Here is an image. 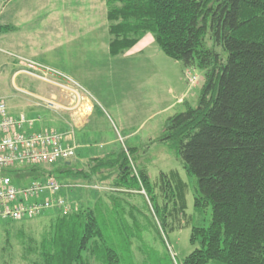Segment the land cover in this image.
<instances>
[{
  "label": "trees",
  "instance_id": "16d2710c",
  "mask_svg": "<svg viewBox=\"0 0 264 264\" xmlns=\"http://www.w3.org/2000/svg\"><path fill=\"white\" fill-rule=\"evenodd\" d=\"M107 6L112 54L152 33L168 56L205 71L197 106L171 116L162 137L197 177L195 209L212 207L209 225L193 227L197 247L182 264H264V0H107ZM12 29L0 25V33ZM94 160V174L117 169L118 189L145 191L164 231L170 216L184 213L187 184L177 171L161 173L162 205L149 172H134L127 151ZM61 163L8 173L16 182L73 173L70 161ZM112 201L115 210L107 213L94 207L59 212L34 264H132L125 255L133 235ZM109 224L117 232L110 233ZM153 264L173 262L167 255Z\"/></svg>",
  "mask_w": 264,
  "mask_h": 264
},
{
  "label": "rangeland",
  "instance_id": "374dc122",
  "mask_svg": "<svg viewBox=\"0 0 264 264\" xmlns=\"http://www.w3.org/2000/svg\"><path fill=\"white\" fill-rule=\"evenodd\" d=\"M19 3H32V6L27 8L18 37L24 41L25 34L33 32L35 59L46 68L35 70L34 74L15 75L21 68L16 65L20 56L10 52L17 51L15 35L0 37V100L6 102L13 116H25L27 121H33L32 125L27 124L29 131L62 129L65 124L75 131L80 147L70 160L73 173L65 175L56 170L71 207L68 214L88 207L107 213L115 210L112 201L115 199L124 211L125 228L133 235L130 251L125 255L127 261L153 264L170 255L173 264H182L197 247L191 242L193 227L209 225L212 207L208 206L203 212L195 209L197 177L187 173L183 161L162 137L171 116L184 111L187 104L197 106L205 71L198 67L186 68L182 62L168 56L156 41L135 55L110 56L108 24L95 25L94 29L80 25L83 17L94 14L97 21H101V0H19ZM97 4L99 7L95 10ZM32 10L33 14L29 13ZM91 50L102 54L94 59ZM29 51L24 48L23 53ZM188 72L195 79L192 86ZM54 81L78 90L93 103L92 112L82 118L80 126L75 124L70 111L59 106L66 102L76 104L75 93L65 91ZM75 108L83 112L78 106ZM125 151L134 172L142 168L149 172L160 204L165 202L161 190L162 172L177 171L186 182L187 207L184 213H175L176 218L170 216V225L165 231L153 215L144 190L118 189L116 168L107 167L99 174L92 172L91 166L98 161L95 158H113ZM45 167L53 170L60 165ZM79 170L83 174L78 173ZM14 183L22 186L28 181ZM59 212L65 213L62 209L50 210L19 221L0 220V264L38 261L43 238L53 229ZM154 222L164 241L157 234ZM116 228L110 227L108 231L117 232ZM209 264L222 263L211 261Z\"/></svg>",
  "mask_w": 264,
  "mask_h": 264
},
{
  "label": "built area",
  "instance_id": "2783aa9c",
  "mask_svg": "<svg viewBox=\"0 0 264 264\" xmlns=\"http://www.w3.org/2000/svg\"><path fill=\"white\" fill-rule=\"evenodd\" d=\"M19 64L29 70L46 68L35 60L21 58ZM189 84L195 79L187 73ZM25 118L10 114L4 100H0V220L19 221L40 216L50 210H71L63 194V183L57 177L34 179L19 186L8 173L15 166L53 165L70 161L76 147L65 143L64 135L54 130L29 131Z\"/></svg>",
  "mask_w": 264,
  "mask_h": 264
},
{
  "label": "crops",
  "instance_id": "0c3cea01",
  "mask_svg": "<svg viewBox=\"0 0 264 264\" xmlns=\"http://www.w3.org/2000/svg\"><path fill=\"white\" fill-rule=\"evenodd\" d=\"M2 1L0 3V25H5V26H10V27H13L12 30H7L5 32H2L0 33V37H3V36H7V35H15V39H16V44H15V48L17 51H10L12 53L15 54H18L17 56H20L18 57L17 59V62H16V65H20L19 64V60L21 58H26V59H31V60H36L35 58L37 57V53L35 51H33V40H34V37H33V32H29V34H25V39L24 41L19 39L18 37V34L19 33H22V30H21V24H22V20H25V16H27V8L32 6V3L28 4H24V5H20L19 3V0H0ZM3 4V5H1ZM52 8H53V4H51ZM99 7V5L97 4L95 6V10H97ZM101 11V18H100V22L97 21L96 19V16L95 14L94 15H91V16H85L83 17V21L80 22V25L81 24H84L83 26H91L93 29L96 27L95 25H102L104 26L105 24H108L107 27H108V31H109V34H110V30H109V25H110V22H109V19H108V6H107V0H101V3H100V10ZM31 14H33V10L31 12H29ZM34 20H31V23H33ZM23 22H27V21H23ZM155 37L152 33H148L146 34L144 37H142L132 48H130L129 50H127L126 52L122 53V54H132V55H135V53L137 52H142L144 51L147 47L151 46L152 44H154L155 42ZM110 42H111V34H110V39H109V50H108V54L110 56H118V55H114L112 54L111 52V46H110ZM24 48H27L29 49L30 51L28 52V54H25L23 53V50ZM4 50H7L4 48ZM101 52H97L96 50H91V53L90 55L95 59L97 57V55H100L101 56ZM37 61V60H36ZM21 66V65H20ZM87 70H90L89 68ZM15 75L17 76H21L23 74H34L33 71H29L25 68H23L21 66V68H19L18 70H16L14 72ZM54 84L57 85V86H62L64 87L66 90L65 91H68L72 94H74V98L73 100H76V104H73V105H70L68 104L67 102L66 103H63L62 105L59 104V106L61 107H64V110H68L70 111L71 113V117L74 119V122L76 125H81V123H83L82 121V118L90 115V113L92 112L93 110V103L90 101V99L88 98H85L82 94H80V92H78V90L76 89H69L68 86L64 85V84H61V83H58L56 81H54ZM64 85V86H63ZM23 88V87H22ZM21 88V89H22ZM53 96L55 97L56 94L53 93ZM72 101V103H74ZM51 103L54 105V102L51 101ZM59 103V102H58ZM79 107L80 109H83L82 111L83 112H80L75 108V107ZM73 108L75 110H73ZM9 109V108H8ZM78 112H77V111ZM11 114V113H10ZM70 126L67 128V124H65V127H63L62 129H57V128H53L52 130L54 131H57L61 134L64 135V138H65V143L67 145H71V146H74L76 147V153L80 147V144L77 142V139H76V135H75V131L72 129L70 130ZM51 130V129H49ZM39 131V130H37Z\"/></svg>",
  "mask_w": 264,
  "mask_h": 264
}]
</instances>
